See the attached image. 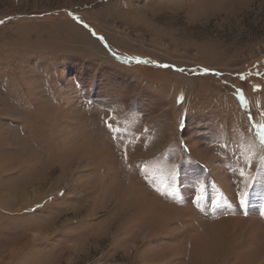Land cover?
<instances>
[{
    "label": "rangeland",
    "instance_id": "1",
    "mask_svg": "<svg viewBox=\"0 0 264 264\" xmlns=\"http://www.w3.org/2000/svg\"><path fill=\"white\" fill-rule=\"evenodd\" d=\"M0 21V264H264V0Z\"/></svg>",
    "mask_w": 264,
    "mask_h": 264
},
{
    "label": "trees",
    "instance_id": "2",
    "mask_svg": "<svg viewBox=\"0 0 264 264\" xmlns=\"http://www.w3.org/2000/svg\"><path fill=\"white\" fill-rule=\"evenodd\" d=\"M255 72V74H254ZM252 73L254 76V78L256 79L259 75H264V64H261L259 67H254V69H252ZM256 75V76H255ZM248 77V75H246ZM250 76V79H253V77ZM252 81V80H251Z\"/></svg>",
    "mask_w": 264,
    "mask_h": 264
},
{
    "label": "snow or ice",
    "instance_id": "3",
    "mask_svg": "<svg viewBox=\"0 0 264 264\" xmlns=\"http://www.w3.org/2000/svg\"><path fill=\"white\" fill-rule=\"evenodd\" d=\"M0 23H2V21H0ZM138 62H142V61H138ZM261 128H264V125H262ZM241 203H243V201H241Z\"/></svg>",
    "mask_w": 264,
    "mask_h": 264
},
{
    "label": "water",
    "instance_id": "4",
    "mask_svg": "<svg viewBox=\"0 0 264 264\" xmlns=\"http://www.w3.org/2000/svg\"><path fill=\"white\" fill-rule=\"evenodd\" d=\"M105 46L107 47V45L105 44ZM163 67H167V66H163Z\"/></svg>",
    "mask_w": 264,
    "mask_h": 264
}]
</instances>
